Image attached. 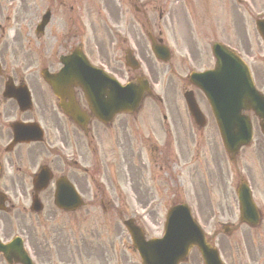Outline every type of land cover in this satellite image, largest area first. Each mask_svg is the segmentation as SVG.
<instances>
[{
  "label": "flooded vegetation",
  "instance_id": "af4514ba",
  "mask_svg": "<svg viewBox=\"0 0 264 264\" xmlns=\"http://www.w3.org/2000/svg\"><path fill=\"white\" fill-rule=\"evenodd\" d=\"M1 17H4L2 6ZM240 19L238 17V22ZM78 35L77 32L59 35L54 44L37 36L28 39L22 51L17 37L0 30V264H23L20 259L23 255L24 260V252L34 264H74V258L80 259L81 254L96 256V247L87 246L78 238L73 240L72 248L70 240L57 239L65 227H70L62 225L59 217L63 224L65 217L67 221L71 218L72 229L78 232L81 215L90 214L86 205L99 203L104 213L114 208L112 195L106 196L104 187L98 188L95 183V172H101V178L114 188L116 184L126 185L128 179L133 181L128 170V155L123 154V137L118 138V130L115 135L116 143L121 147V159L114 165L109 163L112 147L108 143L112 140L113 122L103 125L93 115H88V124L83 129L81 120L73 122L60 109L61 100L68 101L69 91L63 89L60 97H56L40 76L44 68L51 73L58 71L59 57L75 48ZM17 87L28 89L31 98L28 110L20 108L14 98ZM71 96L85 110L80 90L74 88ZM120 116H124L119 123V131L123 133L127 127V115ZM17 122H38L42 128L41 140L17 142L14 134ZM34 128L36 131L28 132L27 136L38 135L39 129ZM137 170L144 172L145 168L137 167ZM39 174L49 175L44 187L35 183ZM156 177V174L144 177L141 179L146 181L143 185H126L127 192L136 195L146 190L149 195ZM65 183L72 186L76 192L72 191L73 194L88 202L73 210L58 208L55 204L56 188ZM219 189L225 192V188ZM64 196L73 198L68 190ZM45 230L47 233L53 231L51 241L44 238ZM17 235L22 238L20 250L16 244L10 245ZM52 252L57 254V261L52 258ZM123 257V254L113 256L109 250L101 259L103 264L119 261L122 264ZM262 262L264 264V260ZM249 264L259 263L252 256Z\"/></svg>",
  "mask_w": 264,
  "mask_h": 264
},
{
  "label": "rangeland",
  "instance_id": "374dc122",
  "mask_svg": "<svg viewBox=\"0 0 264 264\" xmlns=\"http://www.w3.org/2000/svg\"><path fill=\"white\" fill-rule=\"evenodd\" d=\"M35 1L38 0H30L31 4H32V8L31 11L33 13V15L35 16L36 12L38 10H41L42 7L45 5L46 3H51L54 6V11L59 13L60 12V5L58 3V0H44L43 2H39L35 5ZM190 0H183L181 2H179L181 5H185L189 2ZM254 1L255 3H257L258 7H255L257 10L259 9H264V0H251ZM226 4L229 6L230 3H228V1L226 2ZM178 4H172L171 8L176 7ZM115 3L113 2V0H70V3L66 6L67 8V15L69 16H73L75 17V15H79L80 17V30L82 31V33H87L90 31H95L96 32V36L98 38L99 43H101L102 46H105V48H107V44L104 42V36H105V32L107 30V26H110L114 21L118 24H123L124 25V21L126 20L127 17L124 18V20L121 22L120 21V16L117 14L116 12V8H115ZM153 7V5H152ZM230 7V6H229ZM180 9L181 7H178L176 10H174L171 14L173 16V20L174 23L172 26L164 29V31L166 32L165 34V41L172 46V50L175 51V47L173 44H178V46L180 45L179 41L181 40H185L186 43V38H188L187 33H189V31H191V33H194V28L197 25L202 24L201 21L206 20L208 18H210L211 16L214 17H221V19H224V16L222 14V4H218L217 7H214L212 5V3H210V1L208 0V2L206 0H200V1H195V3H193L191 5V9L190 12L193 16V18L201 20L198 21L200 22V24H197V22H195L194 19H190V20H185L184 23V15H182L180 13ZM108 12H110L111 16H113V19L111 17L109 21L108 19ZM227 12V11H226ZM107 13V14H106ZM133 13H135L133 11ZM235 15H240L241 16V21L243 24H241L243 27H248V26H252L251 25V19L248 16V12L245 11V14H242L241 12L238 13H234ZM234 14L232 15V22H234ZM132 15V13H130V16ZM149 15L151 16H155V18L157 19V13L155 10H150L149 11ZM134 16H136L134 14ZM136 18H140V16H136ZM249 18V19H248ZM33 16H32V20H33ZM218 18H215V20ZM178 20H180L181 22L179 23ZM54 18L52 19L51 24L53 23ZM218 21V20H216ZM219 22H221V20H219ZM219 22L215 23L213 27H216ZM50 24V25H51ZM47 28V32H49L51 35H47L45 33L46 38H50L54 33L57 32V30H52L51 27ZM122 25V26H123ZM125 25H127V27L130 29L131 33H132V37L134 39V41H136V43H138L141 47V50L143 51L144 55H142V59L143 56L144 58H146V64L147 65H152V78L153 80L156 82L155 84V88L159 87V92H156L157 94L163 96V97H168L171 95L172 90L169 86V75L167 72V67L159 62H155L153 56L151 55L150 49H149V43L148 40L146 38V36L143 34V36L141 35L142 29L139 23V28H137L135 25L132 24V21L128 20V22H125ZM242 27V30H243ZM231 28L232 30H234V23L231 24ZM224 27L221 26L220 28H217L216 30L218 31V37L225 39L227 41H232L234 43H237L235 41V38H233V33L230 32L229 34L224 33L226 31L223 30ZM154 31H157L156 29H153ZM189 30V31H188ZM163 31V32H164ZM207 31L210 32V28H207ZM198 34V33H197ZM190 35V33H189ZM198 44H206V40L208 37H201L198 34ZM209 39V38H208ZM210 39H212L210 37ZM244 41V39H243ZM24 44V42H23ZM105 44V45H104ZM176 55H178V52H176ZM108 55L109 58V63L117 66L120 70H124L122 65L119 64H114L111 62V55H109L108 53H106V49H102L101 51L98 52V55L96 56L97 58L105 61L106 57ZM118 55L121 57V52L118 51ZM108 61V60H106ZM256 70L258 72V76L262 75V70L260 68V66L257 65ZM182 73L184 72L183 70H181ZM146 73V72H145ZM153 81V82H154ZM260 83V82H259ZM158 84V86H157ZM180 118V116H179ZM181 120L184 119V116L182 115ZM210 127V126H209ZM183 128H184V124H183ZM214 131V126L210 127L207 131V134H213ZM198 136V135H197ZM196 136V137H197ZM206 136V135H204ZM192 149V148H191ZM199 153L197 154V156L199 154L202 153L203 149L202 146H200ZM255 151V150H254ZM196 153H194L193 155H195ZM244 165H248L249 167H251L252 172L254 175H252V179L254 182V185L256 187L255 189V195L256 197H259V199H261L262 201L258 202L260 207L263 209L264 211V194H263V190L258 189V186L264 188V153H263V162L258 161V159L256 158V156L253 153H250L249 151H245L243 153V157L240 160V167L243 168ZM134 172V176L137 177V172L136 170L133 171ZM205 176L203 175L202 177L205 180ZM137 181H134V184H136ZM138 184V183H137ZM140 185V184H138ZM183 189H181L180 193L181 195H183L187 200H189V203L192 204L194 206V208H196L199 212L198 214V218L199 221L201 222L202 225H206L207 227H204L207 231L211 232L214 229V225L209 221H205V220H209V211L211 208L207 206L206 202H205V196L203 195L201 197L200 193H194L192 191H190V186L189 184L185 185L183 182ZM155 186H158V184L156 183ZM128 187H130V185H128ZM219 187H221V185H219ZM134 201L136 202H141L142 197L141 195H132ZM118 200V199H117ZM210 202L212 204V208H213V214L215 215H219L220 219L219 220H227V219H236L237 218V213L236 210L234 209L235 207H232V209L230 208L231 204L233 205L234 202V193L233 190H229L227 192V194L225 192L220 193V195L217 197L216 196V191H214L211 195H210ZM169 204V198H167L165 201H163V203L161 204L160 208L157 209L156 212V216L153 217V223L155 221H157L156 224H159L158 222H162L164 219V213L165 210L163 209L164 207H166ZM141 206V205H140ZM93 209H92V208ZM90 209V213H93V218H94V224L92 226H90L89 224H87L84 228L83 231L86 232V235H90V233H93L96 230V240L95 239H89V243L93 244L96 243L99 245H108L109 241L114 242V244L116 246H119V240H127V234L125 232V229L121 223V216H119L115 211H111L110 213H107L106 215H103L101 212V209L97 206V208L95 206H89L88 207ZM196 211V210H195ZM128 213L127 210L124 208V213L122 218L128 217L129 215H124ZM88 217V216H85ZM90 227L88 230L87 228ZM97 228V229H96ZM217 239L216 241H220L222 243L223 246V251L224 253H229L231 252L232 249H238L242 247H253L254 249V253H249L251 256L255 255L256 258H260V259H264V242L259 241L257 234L254 233L253 231H248L247 229L243 228L240 230H236L233 233H228V234H224L221 230H217ZM154 232L151 233H147L152 234ZM258 235H264V228L259 231ZM128 245L130 246L129 243V238H128ZM247 250V249H246ZM197 254V253H196ZM195 251H193L191 253V256L196 255ZM127 255L129 258V264H133L131 263L136 261V254L130 250V248L128 247V251H127ZM244 257L245 254L243 253ZM243 257V258H244Z\"/></svg>",
  "mask_w": 264,
  "mask_h": 264
},
{
  "label": "water",
  "instance_id": "95a60500",
  "mask_svg": "<svg viewBox=\"0 0 264 264\" xmlns=\"http://www.w3.org/2000/svg\"><path fill=\"white\" fill-rule=\"evenodd\" d=\"M128 226H129V231H130V233H131V235H132V239L135 241L136 244H140V246H142L143 244H142V242H141V237H140L139 233H138L137 231H135V229L131 228L130 225H128ZM192 229H193L194 234H195V232H196L195 229H194V228H192ZM191 235H193V234H191ZM191 235H190V236H191ZM183 239H184L183 236H181V235H179V234H176V235L174 236V245H173V247L176 246V243H175V242H180L179 240H183ZM186 240H189V239H186ZM139 242H140V243H139ZM194 245L198 246L202 251H204V250H206V249L209 248V246L207 245V243L205 242V240H204L203 238H201L199 242H197V241H195V240H194V242H191V243L189 244V247L186 248V249H184V253H183V255H185V254L187 253L188 249H189L191 246H194ZM157 250H158V249H157ZM158 252H159L160 254L163 253V252L160 251V250H158ZM202 253L204 254L205 252H202Z\"/></svg>",
  "mask_w": 264,
  "mask_h": 264
}]
</instances>
